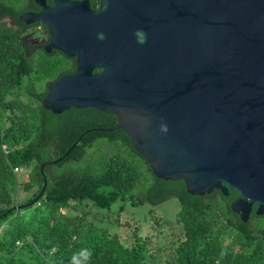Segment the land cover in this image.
I'll use <instances>...</instances> for the list:
<instances>
[{
	"label": "water",
	"instance_id": "95a60500",
	"mask_svg": "<svg viewBox=\"0 0 264 264\" xmlns=\"http://www.w3.org/2000/svg\"><path fill=\"white\" fill-rule=\"evenodd\" d=\"M33 1L41 9L18 20L43 24L45 51L76 60L43 108L113 114L156 178L193 196L233 191L244 223L253 206L264 214V0Z\"/></svg>",
	"mask_w": 264,
	"mask_h": 264
},
{
	"label": "trees",
	"instance_id": "16d2710c",
	"mask_svg": "<svg viewBox=\"0 0 264 264\" xmlns=\"http://www.w3.org/2000/svg\"><path fill=\"white\" fill-rule=\"evenodd\" d=\"M30 3L0 0V264H264V214L256 216L255 206L244 223L230 209L233 191L193 196L183 181L156 178L113 114L71 108L55 115L43 108L47 85L74 67L27 40L18 18ZM93 127L112 131L87 133ZM100 141L117 148L96 173H51L79 162ZM44 181L39 200L27 205ZM171 198L177 211L171 217L148 211L153 223L145 236L133 230L120 240L88 219L92 207L118 203L122 211L127 203L156 207ZM252 219L262 223L253 226Z\"/></svg>",
	"mask_w": 264,
	"mask_h": 264
},
{
	"label": "rangeland",
	"instance_id": "374dc122",
	"mask_svg": "<svg viewBox=\"0 0 264 264\" xmlns=\"http://www.w3.org/2000/svg\"><path fill=\"white\" fill-rule=\"evenodd\" d=\"M117 148L114 144H109L100 141L93 148L87 151L85 156L79 162H67L61 166L52 167L51 173L58 174L63 171H88L96 173L100 163L106 156L112 154ZM17 175L19 180L26 181L27 176L21 170H18ZM119 204H115L111 210H101L97 208H89L90 213L88 219L101 229L106 230L110 235H116L120 240H124L131 235L133 230L141 235H148L152 231L153 217L148 216V211H153L158 216L171 217L178 209L179 205L175 198H171L156 207H151L149 204L132 206L129 203L125 204L122 211L118 210ZM262 223L257 219H252V225Z\"/></svg>",
	"mask_w": 264,
	"mask_h": 264
},
{
	"label": "flooded vegetation",
	"instance_id": "af4514ba",
	"mask_svg": "<svg viewBox=\"0 0 264 264\" xmlns=\"http://www.w3.org/2000/svg\"><path fill=\"white\" fill-rule=\"evenodd\" d=\"M71 2H82L85 0H69ZM87 1V5L89 7L90 10L92 11H98L100 9V3L99 0H86ZM47 7H52L54 5L52 0H45ZM41 9L40 6H38L37 4H35V2L33 0H31V3L29 4V9L23 11L20 15L24 14V13H36ZM19 15V16H20ZM21 25H22V31L23 33H25V36L27 38V40L33 44H36L39 48L44 49V47L46 45H49L50 42V34L48 31V28H46L43 24H40L38 22H34L31 24H25L24 22L20 21ZM20 26V25H19ZM18 25L17 27L20 28ZM16 27V26H15ZM47 55L49 56H55V57H59L62 58L63 60H66V62L69 63V66H73L74 70L66 73V74H72L75 72L76 68H75V58H71V57H67L64 54H62L59 50L51 48L50 52H47ZM64 74V75H66ZM98 127H93L91 129H89L90 131H88L87 133L98 131ZM253 210V207H252Z\"/></svg>",
	"mask_w": 264,
	"mask_h": 264
},
{
	"label": "clouds",
	"instance_id": "9594fccd",
	"mask_svg": "<svg viewBox=\"0 0 264 264\" xmlns=\"http://www.w3.org/2000/svg\"><path fill=\"white\" fill-rule=\"evenodd\" d=\"M79 255H80V256H84V255H85V252H84V251H81V252L79 253ZM87 256H88V257L91 256V252H90V251L87 252ZM73 260L75 261V256L73 257ZM76 264H79V262H76Z\"/></svg>",
	"mask_w": 264,
	"mask_h": 264
},
{
	"label": "built area",
	"instance_id": "2783aa9c",
	"mask_svg": "<svg viewBox=\"0 0 264 264\" xmlns=\"http://www.w3.org/2000/svg\"><path fill=\"white\" fill-rule=\"evenodd\" d=\"M2 148H3V150H5V148H6L5 145H2ZM17 171H18V170L15 168V169H14V172L16 173Z\"/></svg>",
	"mask_w": 264,
	"mask_h": 264
}]
</instances>
